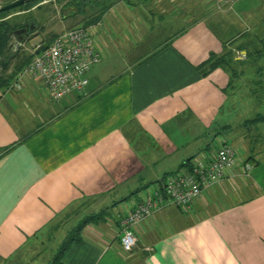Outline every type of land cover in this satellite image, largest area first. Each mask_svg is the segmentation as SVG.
<instances>
[{"label":"crops","instance_id":"0c3cea01","mask_svg":"<svg viewBox=\"0 0 264 264\" xmlns=\"http://www.w3.org/2000/svg\"><path fill=\"white\" fill-rule=\"evenodd\" d=\"M255 1L114 0L85 22L102 58L83 91L55 100L24 68L18 86L0 89V264H49L70 240L65 264H264V121L254 139L244 129L264 109L238 100L264 90V0L260 14ZM50 3L58 22L46 28L34 13ZM63 10L42 0L7 16L34 15L20 33L26 53L74 28L77 15ZM225 53L232 86L223 67L199 68ZM223 142L236 150L226 176L189 208L168 204L139 223L123 253L121 220L147 189Z\"/></svg>","mask_w":264,"mask_h":264},{"label":"built area","instance_id":"2783aa9c","mask_svg":"<svg viewBox=\"0 0 264 264\" xmlns=\"http://www.w3.org/2000/svg\"><path fill=\"white\" fill-rule=\"evenodd\" d=\"M235 0H215L216 8L231 6ZM12 50L27 49L24 42L16 39ZM32 61L22 74L39 77L50 95L60 100L73 91H83L88 84L87 74L98 63L102 54L95 45L88 28L74 27L57 34L49 43L43 41L33 45ZM237 51V58L245 57ZM21 74V73H20ZM17 76L15 80H19ZM12 82L7 89L18 86ZM236 163V150L227 142L221 143L211 158L198 156L192 160V168L166 176L161 184L148 188L134 208L121 220V248L129 254L137 242L135 227L168 204L189 208L192 202L206 190L214 187Z\"/></svg>","mask_w":264,"mask_h":264},{"label":"trees","instance_id":"16d2710c","mask_svg":"<svg viewBox=\"0 0 264 264\" xmlns=\"http://www.w3.org/2000/svg\"><path fill=\"white\" fill-rule=\"evenodd\" d=\"M11 0H0V4L9 2ZM42 0H32L30 2L25 3L24 5L14 8L9 11L5 12H0V89L8 87L12 81L15 78V75L18 74L23 68L28 65L33 57L34 54H28L26 53L23 48H18L17 50H12V38L14 36H17L15 34L16 30H20L25 28L27 30V33H25L24 37H27L29 34L30 26L31 25H37L36 19L33 14L28 13L25 16L24 20L16 21V20H11L8 19L7 16L19 11H23L26 9H29L33 7L34 5L38 4ZM114 0H68L64 5L63 9H66V7H73L75 6V10L70 11L68 15H83L87 16L88 13V18H90L91 21H95V14H99L100 12L105 11L113 2ZM56 3H62L61 0H55ZM87 7H91L93 13H89L87 11ZM73 13V14H70ZM88 22V21H87ZM86 22V23H87ZM82 27L87 28V24L83 25ZM21 41V40H20ZM262 50L260 48L253 49L252 51H248V57H254L259 58L262 54ZM232 63H234V58L228 53H225L223 55H215L211 54L209 59L201 64L199 68L201 69L202 67H205L204 70H202V73L204 75H207L209 72L212 70L216 69L217 67H223L225 70L231 72V70L235 71L236 70L233 68ZM12 69L11 71H9ZM233 74L231 72V80H230V86L233 85ZM255 84H258L255 83ZM264 121V113H257L254 118L249 119L246 121L247 124L250 125H255L256 123ZM192 168V160L189 162L187 165V169L189 170ZM169 175V174H168ZM167 176V175H166ZM166 176H164L161 180L160 183L164 182L166 179ZM129 214V213H128ZM94 218V216H93ZM81 227H77L74 231L77 233ZM73 239V238H72ZM77 239V238H74ZM71 242L67 241L65 245L62 246L60 252L58 255L55 256V258L49 263V264H65L62 262V254L64 250L66 249V246Z\"/></svg>","mask_w":264,"mask_h":264},{"label":"rangeland","instance_id":"374dc122","mask_svg":"<svg viewBox=\"0 0 264 264\" xmlns=\"http://www.w3.org/2000/svg\"><path fill=\"white\" fill-rule=\"evenodd\" d=\"M62 1V4L64 5L68 0H61ZM258 1V0H257ZM257 1H255V6L257 7V10H258V12H259V14L261 13V3L260 2H257ZM216 5V4H215ZM226 6H228L227 4L226 5H224V7L222 6L221 8H217V9H224ZM59 7V6H58ZM232 6H229L228 8L230 9ZM227 9V8H226ZM74 11L75 10V6H73V7H66V9H64L63 11H64V16H66L67 17V15L69 14V12L70 11ZM234 10L235 11H237L236 13H237V15H239V16H243V13H242V11H241V9L239 8V7H235L234 8ZM87 11H89V13H91V11H92V9H91V7H87ZM244 12V11H243ZM35 15H38V16H40V17H42L41 18V23L42 24H44V26L47 28V27H49L50 25H52L53 23H55V22H58V19H57V17H56V13H55V11L53 10V5L50 3V4H47V5H45V6H42L40 9H38L35 13H34ZM53 15L55 16V18H52L53 17ZM74 20L72 21V23H71V26H74V27H79V26H83L84 24H85V22H87L88 21V13H87V16H83V15H77V16H75V18H73ZM248 77V76H247ZM245 78H246V76L243 78L244 80H245ZM244 80H243V82H244ZM243 83L241 82V80L240 81H238L237 82V85H242ZM249 84V86H250V82L248 83ZM242 87H244V86H242ZM251 87V86H250ZM259 91V93H252L251 94V92H248L247 91V93H245L246 91L244 90V91H241L240 92V95H239V97H238V100L242 103V104H244V102H246L247 103V106L248 107H251V110L252 111H255V110H257L258 108H260V109H264V96L263 95H261L260 94V92L262 93V94H264V90L263 91H260V90H258ZM249 127L250 128H253V129H251L250 131H249ZM246 128V130H247V132H248V134H249V136L252 138V139H254L255 138V136H256V133H255V130H256V126H254V125H250V124H244V129ZM178 172H180V171H175V172H172V173H178ZM46 257H44L43 259H45ZM47 259V258H46ZM45 259V264H46V260Z\"/></svg>","mask_w":264,"mask_h":264},{"label":"water","instance_id":"95a60500","mask_svg":"<svg viewBox=\"0 0 264 264\" xmlns=\"http://www.w3.org/2000/svg\"><path fill=\"white\" fill-rule=\"evenodd\" d=\"M32 0H11L9 2L6 3H2L0 4V12H5V11H9L12 10L14 8L20 7L22 5H24L27 2H30ZM27 33V30L25 28L20 29V30H16L15 34L17 35L18 39H22V37L20 36V33ZM1 67V64H0Z\"/></svg>","mask_w":264,"mask_h":264}]
</instances>
